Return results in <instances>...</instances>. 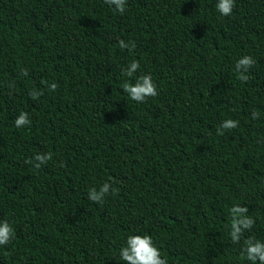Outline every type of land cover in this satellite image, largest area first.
Here are the masks:
<instances>
[{
  "label": "trees",
  "instance_id": "trees-1",
  "mask_svg": "<svg viewBox=\"0 0 264 264\" xmlns=\"http://www.w3.org/2000/svg\"><path fill=\"white\" fill-rule=\"evenodd\" d=\"M216 3L127 0L121 15L105 0H0V221L15 230L0 264H125L132 234L168 264H251L244 240L264 242V0H235L230 16ZM141 74L158 95L138 104L122 84ZM22 111L31 124L16 128ZM226 119L239 126L219 136ZM47 152L39 170L25 163ZM113 180L118 194L88 200ZM236 204L255 220L239 244Z\"/></svg>",
  "mask_w": 264,
  "mask_h": 264
},
{
  "label": "clouds",
  "instance_id": "clouds-1",
  "mask_svg": "<svg viewBox=\"0 0 264 264\" xmlns=\"http://www.w3.org/2000/svg\"><path fill=\"white\" fill-rule=\"evenodd\" d=\"M105 3L113 9L114 12L124 14L127 7V0H105ZM235 6V0H217L216 10L222 16H230ZM121 49L127 48L129 51L136 47L134 42L126 43L123 39L118 41ZM255 64V60L250 55H245L239 58L235 63V69L237 73V79L245 83L250 79L249 71ZM140 63L138 60H132L122 70V75L127 78H132L136 75L140 69ZM24 76L28 75L27 69H22ZM47 85L50 90L55 91L57 88L56 83L48 84L47 81H42ZM123 91L128 97L136 103H143L149 97H155L158 95L157 86L150 74H141L135 79V83L125 81L122 84ZM43 95V89L37 91L33 89L29 92V96L33 100H38ZM252 118L258 119L260 113L253 111L251 113ZM31 120L29 114L26 111H22L14 120L16 128H24L29 126ZM239 126V121L234 119H226L217 127V135L223 136L226 131H231ZM53 154L51 152L38 153L35 157L25 161L26 164H31L34 169L39 170L42 166L46 165L52 160ZM115 181L111 183L104 182L99 189L92 187L88 191V200L103 204L106 196L111 192L112 195L118 194V189L113 187ZM231 217L230 223V238L233 244H239L246 231H250L255 224V220L248 214L247 206H241L239 204L233 205L229 209ZM15 236V230L8 220L0 221V246L8 245ZM244 246L241 250V258L247 259L251 264H264V242L260 240H254L249 237L244 240ZM119 260L125 262V264H168L166 257H162L160 249L155 245L153 238L150 234H132L126 239V244L120 249Z\"/></svg>",
  "mask_w": 264,
  "mask_h": 264
}]
</instances>
